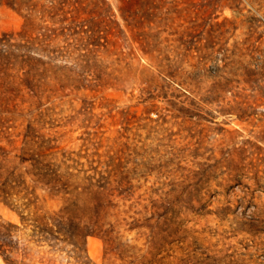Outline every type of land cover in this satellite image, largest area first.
<instances>
[{"label":"rangeland","instance_id":"rangeland-1","mask_svg":"<svg viewBox=\"0 0 264 264\" xmlns=\"http://www.w3.org/2000/svg\"><path fill=\"white\" fill-rule=\"evenodd\" d=\"M27 2L28 22L0 5V37L24 33L37 87L0 79V128L73 167L67 187L29 182L20 212L0 201L26 259L75 264L36 244L35 220L93 202L79 170L112 166L131 208L102 213L111 240L87 236L89 264H264V0Z\"/></svg>","mask_w":264,"mask_h":264},{"label":"trees","instance_id":"trees-1","mask_svg":"<svg viewBox=\"0 0 264 264\" xmlns=\"http://www.w3.org/2000/svg\"><path fill=\"white\" fill-rule=\"evenodd\" d=\"M1 4L10 6L17 11H25L23 14L25 22L33 18V10L38 9L36 3H29L27 0H0ZM24 37V33L19 31L3 34L0 37V79L12 83L15 79L20 78L18 84H24L34 92L37 87L34 82L35 66L39 59L26 53L24 44L19 41ZM29 47L34 54L42 53L38 47L33 45ZM20 70L23 73L19 77ZM19 135L15 134L17 138H12L11 134L0 128V201L12 209L17 205L15 210L18 212L34 203V197H32L34 188L29 182L38 183L45 188L54 190L58 186L67 187L71 175L70 169L73 167L64 162L61 166V164L46 160L44 148L47 146L38 144L35 147L34 144H30L34 141L30 133L24 134L21 141L22 146H15ZM106 165L111 164L106 163ZM59 167H63V171H60ZM109 167L103 173L98 170L97 166L79 170L85 179L84 185L81 187L82 191L86 195L92 196L94 201L82 200L81 205L73 201H66L63 207L55 212V216L47 218L45 215H41L37 218L33 232L37 245L46 243L49 249L54 252L63 247L68 248L65 246L68 244L70 248L66 253L73 257L75 264L92 262L86 250L87 236L96 234L107 243L111 240L110 228L113 224L109 221L106 223L108 227L104 228L102 213H106L109 208L119 209L121 206L127 207L128 210L131 208L124 203L132 197L127 188L123 187L125 185L129 189L130 182L127 176L117 180L115 175L117 171L114 170V167ZM90 170L93 173H88ZM116 198L118 201H113ZM119 200H122L120 206ZM143 207L145 209L147 205H143ZM22 220H24L23 217ZM15 227L0 218V254L7 264H36L30 259H26L25 247L20 249L17 241H12V228ZM39 259H43V257L41 256ZM48 262L56 264V259L51 257Z\"/></svg>","mask_w":264,"mask_h":264}]
</instances>
